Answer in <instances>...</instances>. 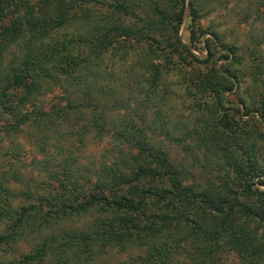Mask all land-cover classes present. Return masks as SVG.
I'll return each mask as SVG.
<instances>
[{
    "label": "trees",
    "instance_id": "1",
    "mask_svg": "<svg viewBox=\"0 0 264 264\" xmlns=\"http://www.w3.org/2000/svg\"><path fill=\"white\" fill-rule=\"evenodd\" d=\"M157 1L0 0V134H25L42 148L54 138L58 124L69 122L70 112L80 117L87 110L95 132L101 134L109 126L133 152L105 167L88 191L77 178L69 181L70 171H65L59 180L48 177L57 182L55 191L37 193L38 188L26 187L13 192L10 185L21 176L10 165L1 168L0 251L12 249L25 230L40 241L19 259L0 264H90L109 248L142 250L141 256L129 259L133 264H219L222 247L244 264H264V242L256 238L258 228L264 232V191L251 189L264 187V165L258 164L264 97L253 109L243 103L244 112L237 110L236 118L224 113V94L235 86L233 48L215 57L205 40V57L198 60L177 35L184 0ZM179 1L176 12L172 9ZM90 3L104 7L105 13L91 14L85 6ZM187 8L191 19L197 16L194 0H187ZM138 10L143 15L136 14ZM117 50H134L138 69L149 75L141 80L148 87L144 100L158 93L165 75L179 76L178 85L193 102L196 116L194 128L181 131L182 138L173 141L190 151H205L206 161L223 174L215 177V185L199 190L184 184L187 176L181 165L145 135L148 121V127H138L130 118L117 126L108 121L98 105L108 100L109 92L106 86L98 87L99 70L106 55L116 57ZM217 58L225 63L215 66ZM52 85L61 89L65 105L43 111L35 101ZM247 123L250 129H244ZM251 195L259 204H243L240 212L237 196ZM18 199L21 203L14 207ZM92 211L99 216L88 227H54ZM238 213L256 226L250 231L240 226ZM47 231L50 235H43ZM181 242L191 249L185 257Z\"/></svg>",
    "mask_w": 264,
    "mask_h": 264
},
{
    "label": "rangeland",
    "instance_id": "2",
    "mask_svg": "<svg viewBox=\"0 0 264 264\" xmlns=\"http://www.w3.org/2000/svg\"><path fill=\"white\" fill-rule=\"evenodd\" d=\"M146 1L148 3L157 0ZM157 2L160 7L166 8L164 2ZM194 3L197 16L191 19L188 15L187 0H184L182 21L177 35L198 60L205 57V40H208L209 48L215 52V57L221 53L228 55L227 49L230 47L234 49L230 50L235 53L237 62L230 66V70L236 77L233 78L235 86L224 94L222 109L228 116L234 115L236 118L237 110L240 115L244 112L243 103L253 109L259 105L260 98L264 97V0H194ZM85 6L91 14L105 13L104 7L98 8L96 3ZM180 7L179 1L172 10L177 12ZM136 14L143 15L139 10ZM118 19L125 25H129L131 21L124 17ZM115 55L116 57L107 54L99 70L101 82L98 83V87L106 86L109 92L108 100L100 101L98 105L103 109L102 112L108 121L117 126L122 119L130 118L138 127L140 125L148 127V121L150 130L145 131V135L149 136L154 145L165 149L175 164L181 165L187 176L184 184L192 185L199 190L206 184L215 185V177L221 175L223 178V174L206 161L205 151L203 149L190 151L183 143L177 144L173 141L174 137L182 138L181 131L194 128L196 116L193 112V102L183 96L182 86L178 85L179 76L175 73L165 75L162 85L158 87V93L152 97L147 94L144 100L145 95L142 93L148 87L147 84L141 83V80L149 78V75L138 69L141 64L136 59V52L127 50L125 53L117 50ZM223 59L217 58L215 66L225 63ZM226 59L230 60L229 57ZM62 96L61 89L52 85L43 91L35 104H38L37 106L43 111H49L52 107L60 108L65 105L61 100ZM201 98L205 99L204 96ZM251 103H255L254 106L251 107ZM81 113L78 117L74 112H70L69 122H61L56 126L53 133L55 136L52 135L54 138L49 140L48 144L42 147L43 149L36 146L33 139L25 134L15 137L0 134V155L7 153L5 158H0V169L10 165L11 169L21 176L19 183L10 185L13 192L26 187L38 188L37 193L51 189L55 191L57 182L48 177L53 175L59 180L65 171H70L69 181L72 180V176L77 178L88 191L105 167L120 163L123 154L130 152L127 142L117 140L108 125L101 134H98L89 123L88 111L82 110ZM246 119L247 116L241 117V121ZM254 119H258L256 115ZM250 128L249 123L244 127V129ZM55 137L59 140L56 141ZM261 145L263 150L258 164L264 165V140ZM11 151L14 152V156L11 155ZM261 179H264V176ZM255 181L256 179H253V182ZM43 183H49L50 186ZM254 187L264 191L263 186H253L251 189ZM236 202L240 212H243L241 210L243 204H259L253 195L250 198L237 196ZM18 203H21L20 199L12 202L14 207ZM238 215H241L239 225L245 227L247 231L256 226V222H250L243 213ZM95 216L99 215L92 211L83 216L61 221L54 227L59 229L88 227ZM43 235L49 236L50 232H44ZM256 238L264 242V232L261 228H258ZM39 241L36 234H30L25 230L12 245V249L0 251V260H17L29 253ZM182 246L184 248L182 254L185 257L190 254L191 249L187 245ZM99 253L100 255L98 254L90 264H133L129 259L136 255L141 256L142 250L127 249L119 252L117 248H109ZM217 255L219 264H244L237 254L227 247H222ZM181 257H178L177 261L181 260ZM48 264H52V261Z\"/></svg>",
    "mask_w": 264,
    "mask_h": 264
}]
</instances>
